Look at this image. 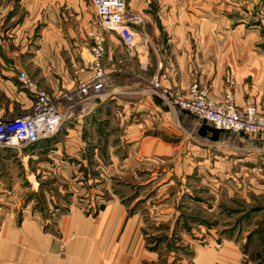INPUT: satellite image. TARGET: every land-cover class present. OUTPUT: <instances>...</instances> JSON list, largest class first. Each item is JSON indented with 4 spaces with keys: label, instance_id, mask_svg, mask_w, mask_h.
<instances>
[{
    "label": "crops",
    "instance_id": "crops-1",
    "mask_svg": "<svg viewBox=\"0 0 264 264\" xmlns=\"http://www.w3.org/2000/svg\"><path fill=\"white\" fill-rule=\"evenodd\" d=\"M128 2L144 16L138 53L130 56L120 39L115 43L118 35L103 33V62L112 71L106 90L73 109L62 101L64 121L38 143L41 155L58 146L66 169L89 156L97 174L105 160L111 177L139 176L149 161L179 159L192 160V170L217 164L241 176L259 175L262 137L219 130L174 104L167 91L199 81L216 100L230 88L239 108L264 110V10L243 9L238 0ZM92 31L101 33L91 0H0V118L33 109L22 71L54 97L86 78ZM3 156L0 175L12 176L14 167L4 165L10 158ZM47 203L55 206L47 218L0 212V264H144L155 258L143 247L140 218L130 216L121 199ZM243 257L235 242L224 241L196 247L190 264H241Z\"/></svg>",
    "mask_w": 264,
    "mask_h": 264
},
{
    "label": "rangeland",
    "instance_id": "rangeland-1",
    "mask_svg": "<svg viewBox=\"0 0 264 264\" xmlns=\"http://www.w3.org/2000/svg\"><path fill=\"white\" fill-rule=\"evenodd\" d=\"M238 3L243 9L264 10V0ZM110 35V39L116 36ZM117 39L119 36L116 44ZM105 68L108 85L112 71ZM238 134L264 140V133ZM57 148L52 146L51 155L43 156L44 148L38 144L9 147L12 154L0 147V154L10 158L5 167H14L12 176L0 175V212H40L47 218L55 210L48 200L57 204L115 196L128 205L130 216L141 220L143 247L155 256L144 264H190L196 247L224 241L235 242L242 250L241 264H264V166L260 165L259 175L248 171L241 176L230 166L219 171L217 164H211L202 171L197 166L188 169L192 160H155L147 162V172L139 176L117 173L111 177L105 160L97 174L92 168L96 162L89 156L64 168L66 161ZM32 152L40 158L30 160ZM91 187L93 191H89Z\"/></svg>",
    "mask_w": 264,
    "mask_h": 264
},
{
    "label": "built area",
    "instance_id": "built-area-1",
    "mask_svg": "<svg viewBox=\"0 0 264 264\" xmlns=\"http://www.w3.org/2000/svg\"><path fill=\"white\" fill-rule=\"evenodd\" d=\"M91 4L101 33L90 32L94 36L89 61L90 73L76 86L61 89L60 95L54 97L22 71V84L34 97L33 109L24 116L0 118V147L16 148L40 143L60 129L65 118V112L61 109L62 101L73 109L106 90L108 76L103 62L104 32L118 35L130 55L138 53V40L144 34L143 14L131 7L128 0H91ZM159 80V76L155 74L153 82L156 86L159 85ZM234 83V77H231L230 84ZM167 94L178 107L201 120L212 122L219 130L231 133H264V110L257 104L239 108L230 88L221 100L212 98L208 86L199 81L192 82L185 91L168 89Z\"/></svg>",
    "mask_w": 264,
    "mask_h": 264
}]
</instances>
